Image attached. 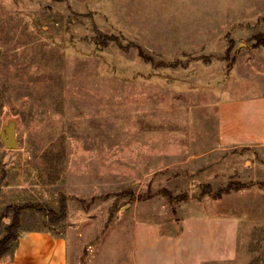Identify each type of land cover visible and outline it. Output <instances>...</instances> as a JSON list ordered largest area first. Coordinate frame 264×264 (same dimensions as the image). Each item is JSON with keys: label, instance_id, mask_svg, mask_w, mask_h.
I'll return each mask as SVG.
<instances>
[{"label": "rangeland", "instance_id": "obj_1", "mask_svg": "<svg viewBox=\"0 0 264 264\" xmlns=\"http://www.w3.org/2000/svg\"><path fill=\"white\" fill-rule=\"evenodd\" d=\"M239 92L264 94V0H0V240L19 210L70 264H133L134 220L220 198L237 256L209 264H264V147L215 151Z\"/></svg>", "mask_w": 264, "mask_h": 264}, {"label": "crops", "instance_id": "obj_2", "mask_svg": "<svg viewBox=\"0 0 264 264\" xmlns=\"http://www.w3.org/2000/svg\"><path fill=\"white\" fill-rule=\"evenodd\" d=\"M218 122L215 151L264 147V94L246 98L239 92L222 100ZM218 200L184 203L183 209L190 210L181 219L134 220L133 264H209L233 260L237 256L239 224L215 212ZM16 243L9 264H70L65 234L32 229L18 235Z\"/></svg>", "mask_w": 264, "mask_h": 264}, {"label": "trees", "instance_id": "obj_3", "mask_svg": "<svg viewBox=\"0 0 264 264\" xmlns=\"http://www.w3.org/2000/svg\"><path fill=\"white\" fill-rule=\"evenodd\" d=\"M250 186L249 183H244L241 181H230L229 184L227 186H225L224 188H219L217 190V192L215 193L217 197H220L221 195H223L224 193H229L233 190H240L243 188H246ZM212 186H210V184H207L205 186V189L202 191V194H212ZM27 208H35L33 205H26ZM19 210H17L13 220L11 221V223L6 227V235L0 240V258L6 254L10 249V243L13 242L15 243L16 240L18 239V229L20 228L21 225V219H20V214H19ZM56 215V212L54 210H51L48 213V216H51V219ZM65 215V209L64 206L62 208V212L60 214L62 218Z\"/></svg>", "mask_w": 264, "mask_h": 264}, {"label": "water", "instance_id": "obj_4", "mask_svg": "<svg viewBox=\"0 0 264 264\" xmlns=\"http://www.w3.org/2000/svg\"><path fill=\"white\" fill-rule=\"evenodd\" d=\"M17 124L16 121L10 119L3 126L2 131L0 132V139L3 141L7 149H17L19 147L17 141Z\"/></svg>", "mask_w": 264, "mask_h": 264}]
</instances>
